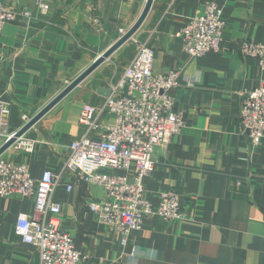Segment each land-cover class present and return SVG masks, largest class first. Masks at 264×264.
<instances>
[{
	"label": "crops",
	"instance_id": "0c3cea01",
	"mask_svg": "<svg viewBox=\"0 0 264 264\" xmlns=\"http://www.w3.org/2000/svg\"><path fill=\"white\" fill-rule=\"evenodd\" d=\"M45 2L51 7L48 15L32 21L19 18L0 36V97L11 106L0 147L24 126L23 116L35 117L122 37L121 30L129 31L147 4ZM207 2L223 9L221 51L190 58L180 35L186 20ZM8 4L37 14V0ZM138 34L141 43L155 50L156 74L183 68L173 95L185 112V127L170 144L156 149L157 164L144 187L155 208L162 192L181 195L184 217H151L123 246L120 235L89 210L91 202L105 198L102 187L79 183L68 172L55 195L62 205V229L86 257L82 264H264V139L251 152L240 124L241 92L257 88L262 76L259 61L243 57L240 47L246 40L264 44V0H154ZM138 39L134 52H124V45L24 135L34 142L31 153L12 147L2 157L28 164L36 180L46 171H61L71 144L84 132L79 124L82 108L103 105L111 83L133 59ZM114 122L107 113L98 120L103 128ZM238 180L244 181L240 187ZM34 213L31 200L0 198V264H40L38 250L16 235L18 217Z\"/></svg>",
	"mask_w": 264,
	"mask_h": 264
},
{
	"label": "built area",
	"instance_id": "2783aa9c",
	"mask_svg": "<svg viewBox=\"0 0 264 264\" xmlns=\"http://www.w3.org/2000/svg\"><path fill=\"white\" fill-rule=\"evenodd\" d=\"M9 1L0 0V36L9 23L19 18L37 20L51 11L45 0H37V14L26 8L18 10ZM225 27L222 7L213 2L204 3L184 24L180 35L182 50L190 58L218 53ZM125 33L121 30L122 35ZM240 53L257 59L262 71L258 87L240 95L241 132L249 142L250 151L255 152L264 139V44L246 40ZM154 55L155 50L147 42L138 43L121 78L111 83L103 105L87 104L82 108L79 124L84 132L71 144L70 155L61 171H46L36 180L31 177L28 164H15L0 157V198L17 196L34 203L32 216L18 217L16 235L38 250L40 264H82L86 260L74 238L62 229L59 218L62 205L55 195L68 172L76 174L79 183L102 187L105 198L91 202L89 210L100 223L120 235L123 246L151 217L158 216L165 221L184 217L183 201L178 193L162 192L157 208L145 194L144 180L157 164L156 149L170 144L182 132L186 120L173 95L174 89L181 85L183 68L156 74ZM104 113L114 115L112 126L103 128L98 123ZM10 115V103L0 97V137L9 127ZM22 118L24 125L32 119L26 115ZM98 130L102 134L95 137ZM13 148L31 153L34 142L22 137ZM104 169L109 172H102ZM243 183L238 180L236 184L240 187ZM67 189L72 191L74 186L69 185ZM135 255L134 249L132 257Z\"/></svg>",
	"mask_w": 264,
	"mask_h": 264
},
{
	"label": "water",
	"instance_id": "95a60500",
	"mask_svg": "<svg viewBox=\"0 0 264 264\" xmlns=\"http://www.w3.org/2000/svg\"><path fill=\"white\" fill-rule=\"evenodd\" d=\"M154 0H147V4L142 15L137 22L127 31L122 37L112 45L101 57H99L89 68H87L79 77L69 84L53 101H51L42 111L26 123L17 133L9 137L0 147V157H2L13 145L24 135L34 128V126L44 118L52 109H54L62 100H64L71 92L80 86L89 76H91L100 66L109 60L118 50L130 42L138 31L144 25L151 9Z\"/></svg>",
	"mask_w": 264,
	"mask_h": 264
},
{
	"label": "rangeland",
	"instance_id": "374dc122",
	"mask_svg": "<svg viewBox=\"0 0 264 264\" xmlns=\"http://www.w3.org/2000/svg\"><path fill=\"white\" fill-rule=\"evenodd\" d=\"M141 30V29H140ZM140 30H139V32H140ZM138 32V33H139ZM136 34V39H138V38H140L139 36H137V35H139V34ZM135 39V38H134ZM135 39V40H136ZM135 40L133 41V40H131L130 42H128L127 44H126V46H124L125 47V50H124V52H134L135 50H136V44H135ZM139 40V39H138ZM137 41V40H136ZM141 41V39L138 41V42H140ZM141 43V42H140Z\"/></svg>",
	"mask_w": 264,
	"mask_h": 264
}]
</instances>
